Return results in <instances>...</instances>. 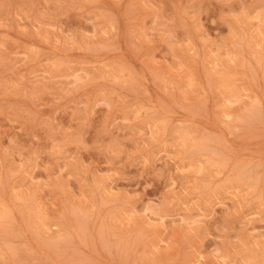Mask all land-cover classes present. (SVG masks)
Returning <instances> with one entry per match:
<instances>
[{"label": "rangeland", "instance_id": "374dc122", "mask_svg": "<svg viewBox=\"0 0 264 264\" xmlns=\"http://www.w3.org/2000/svg\"><path fill=\"white\" fill-rule=\"evenodd\" d=\"M0 264H264V0H0Z\"/></svg>", "mask_w": 264, "mask_h": 264}, {"label": "bare ground", "instance_id": "6f19581e", "mask_svg": "<svg viewBox=\"0 0 264 264\" xmlns=\"http://www.w3.org/2000/svg\"><path fill=\"white\" fill-rule=\"evenodd\" d=\"M230 102H232V101H230Z\"/></svg>", "mask_w": 264, "mask_h": 264}]
</instances>
